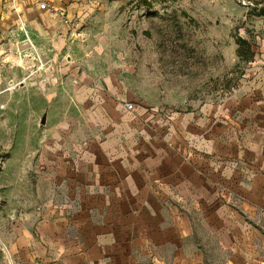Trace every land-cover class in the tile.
Masks as SVG:
<instances>
[{
  "label": "crops",
  "instance_id": "1",
  "mask_svg": "<svg viewBox=\"0 0 264 264\" xmlns=\"http://www.w3.org/2000/svg\"><path fill=\"white\" fill-rule=\"evenodd\" d=\"M18 1L0 0V30ZM28 1L37 7L17 5L25 18L48 11ZM55 86L32 87L42 102L30 114L44 109L46 123L26 115L15 136L14 197L0 175V203L15 209V238L0 231V243L14 264H264V132L244 130L248 141L229 157H186L138 143L135 103L119 84L113 98L77 86L73 103L57 101ZM75 108L77 119L66 112Z\"/></svg>",
  "mask_w": 264,
  "mask_h": 264
},
{
  "label": "rangeland",
  "instance_id": "2",
  "mask_svg": "<svg viewBox=\"0 0 264 264\" xmlns=\"http://www.w3.org/2000/svg\"><path fill=\"white\" fill-rule=\"evenodd\" d=\"M52 1L63 15L40 11L29 20L17 5L30 1L20 0L19 16L0 30V175L13 197L22 181L15 136L25 130L26 115L37 121L46 112L30 114L42 102L32 87L45 93L55 84L56 100L73 103L77 86L109 93L119 84L135 103L138 143L159 142L186 157H229L248 141L246 131L251 138L264 132V0ZM237 35L254 44L253 61L236 55ZM62 71L71 76V91L68 84L63 89ZM66 112L77 119L84 111ZM14 213L0 203L6 240L15 238ZM256 223L264 229V221ZM13 262L0 243V264Z\"/></svg>",
  "mask_w": 264,
  "mask_h": 264
},
{
  "label": "trees",
  "instance_id": "3",
  "mask_svg": "<svg viewBox=\"0 0 264 264\" xmlns=\"http://www.w3.org/2000/svg\"><path fill=\"white\" fill-rule=\"evenodd\" d=\"M258 10L259 15H264V5H261ZM235 43L237 45L236 55L238 58L246 63L253 61L255 55L253 50L254 44L239 35L235 37Z\"/></svg>",
  "mask_w": 264,
  "mask_h": 264
},
{
  "label": "built area",
  "instance_id": "4",
  "mask_svg": "<svg viewBox=\"0 0 264 264\" xmlns=\"http://www.w3.org/2000/svg\"><path fill=\"white\" fill-rule=\"evenodd\" d=\"M10 1L11 2H15V0H10ZM33 1L39 6L40 9L48 10L51 13L58 12V14L60 16L63 15V11L59 12L58 9L52 3L48 2L47 0H33ZM126 107L128 109H131L132 108V103H127Z\"/></svg>",
  "mask_w": 264,
  "mask_h": 264
},
{
  "label": "water",
  "instance_id": "5",
  "mask_svg": "<svg viewBox=\"0 0 264 264\" xmlns=\"http://www.w3.org/2000/svg\"><path fill=\"white\" fill-rule=\"evenodd\" d=\"M46 123V115L44 114L40 120V124L44 125Z\"/></svg>",
  "mask_w": 264,
  "mask_h": 264
}]
</instances>
